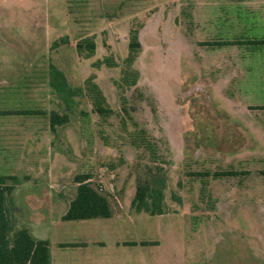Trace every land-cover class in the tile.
<instances>
[{"label": "rangeland", "instance_id": "374dc122", "mask_svg": "<svg viewBox=\"0 0 264 264\" xmlns=\"http://www.w3.org/2000/svg\"><path fill=\"white\" fill-rule=\"evenodd\" d=\"M200 2L0 0V112L67 116L71 124L50 141L46 160L68 165L73 181L89 176L114 208L130 209L138 183L157 168L165 175L167 214L142 213L117 236L155 243L117 250L113 233L107 255L120 258L113 264H264V88L242 81L264 56L237 47L194 50L195 39L208 35L254 37L234 18L235 31L204 19L192 35L185 7ZM220 21L232 26L228 17ZM51 66L70 91L51 87ZM93 86L104 98L103 115ZM29 155L0 153V176L45 180L39 168H8L32 164ZM43 186L15 185L13 216L29 219L24 194ZM24 224L44 237L33 222Z\"/></svg>", "mask_w": 264, "mask_h": 264}, {"label": "crops", "instance_id": "0c3cea01", "mask_svg": "<svg viewBox=\"0 0 264 264\" xmlns=\"http://www.w3.org/2000/svg\"><path fill=\"white\" fill-rule=\"evenodd\" d=\"M200 1V5H196L195 8H192L190 5L185 7L184 14L185 16L188 15L190 18L193 30L192 35L199 29L204 19L212 20L213 27L215 29L220 28V31L223 33L235 31L232 20V18H234L238 24H241L244 34L247 30L253 29L254 37L242 36L243 38H239L234 35H228L225 38L221 37L219 39L208 35L206 38L195 39L196 45L194 50L209 51V48L237 47L240 51H242L240 48L245 49V55L252 57L256 55L264 56V2L256 1V3H254L255 1L248 0H231L226 2L224 0ZM253 7L256 8L255 12L249 10ZM225 17L230 18L232 26L230 24H221L220 19ZM227 25H229V27ZM212 42L217 44H213ZM246 72L250 75V78L242 81H245L249 86L255 87L254 85L258 84V86L264 88V61L261 65L252 62V65L248 67ZM5 112H0V153L30 154L25 160L26 163L29 161L32 162V164H28L30 167L28 165L19 167V165L12 163L9 164L8 168H39L40 170L42 169V171H38V173L41 174L40 176L45 177V180L34 178L28 181V179L23 180L12 176L18 180V186H21L23 183L35 184V186L38 182L44 184V186L37 191L32 188L25 192L24 199L33 213L29 216V219L27 216L24 218L17 213L14 214L16 221L15 229L18 225H20V229H22V227L26 225L24 224L25 221H27V223L33 222L35 229L40 230L38 234H42L44 237L35 238L32 233L28 231L35 240L48 242L50 264H113L114 261L120 259L114 257L118 259L115 260L110 254L107 255L109 253L107 244L108 241L114 238L113 233H115L116 239H113L112 242L117 250L124 247L141 246V243L147 242L136 240L127 241L117 237L120 229L123 227L129 228V223L137 225V220L142 213L137 214L132 209L114 208L110 200V195L105 191H103V194L108 196L112 211L110 218L77 221L63 220V216L69 209L70 202L76 196L78 183H75V181L70 178L72 173L66 170L68 165L64 164L62 167H56V162L46 160V156L50 141L53 137L65 127H69L71 123L68 122V125L58 126L55 128V131H51L49 113L30 109L18 110L17 112L41 113L21 115ZM62 132L63 131L60 133ZM32 154H36L33 156L35 159L29 160ZM42 174H46V176ZM46 185L50 188H56L55 190L51 189L48 191L47 188H45ZM15 190L16 189H14V191ZM16 230H19V228ZM45 234H47V236L48 234L53 235L52 241H49ZM130 243L135 245H128ZM147 243L153 244L155 242Z\"/></svg>", "mask_w": 264, "mask_h": 264}, {"label": "trees", "instance_id": "16d2710c", "mask_svg": "<svg viewBox=\"0 0 264 264\" xmlns=\"http://www.w3.org/2000/svg\"><path fill=\"white\" fill-rule=\"evenodd\" d=\"M65 39L60 42H54L51 46L56 49L59 45L66 44ZM79 50V47H77ZM94 48V46L92 47ZM50 85L56 91H70L63 73L50 67ZM96 94L97 113L103 115L106 113L100 103H104L101 92L93 86ZM41 112H18L16 114L30 115L40 114ZM68 123L67 116H60L56 112L50 113V129ZM240 175L237 172H215L214 178L235 177ZM201 177H210V174H199ZM90 177L80 175L74 178L78 183L76 196L70 202L67 213L63 216L65 221L89 220L97 218H110L112 211L110 208L108 196L101 190L89 183ZM11 181L13 185H9ZM18 184L15 177L0 176V264H50L49 244L47 241L35 240L25 228L15 229V211L11 201V194L14 186ZM166 188V178L163 171L157 168L156 171L149 174L148 179L138 183L134 197L130 203V209L135 213H144L149 216H159L167 214L164 206V191ZM130 246L135 244L130 243ZM141 246L152 245L144 242Z\"/></svg>", "mask_w": 264, "mask_h": 264}]
</instances>
